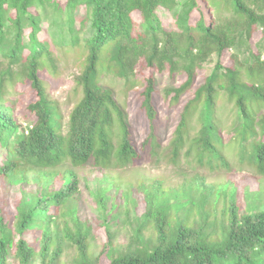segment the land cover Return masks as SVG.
<instances>
[{
	"label": "trees",
	"instance_id": "1",
	"mask_svg": "<svg viewBox=\"0 0 264 264\" xmlns=\"http://www.w3.org/2000/svg\"><path fill=\"white\" fill-rule=\"evenodd\" d=\"M45 5L51 6L46 17L39 10ZM68 11L71 47L82 51L84 68L74 76L81 98L64 131L43 72L60 73L47 23ZM242 35L255 57L251 63L240 58ZM6 39L7 50H0V182L26 180L27 171L36 168L39 185L28 198L23 188L14 192L15 210L0 206V264H264L262 202L260 209L241 212L230 199L217 229L205 209L215 185L199 175L179 187H162L160 180L141 185L143 199L130 200L136 226L126 253L110 255L114 234L104 223L102 247L94 254L92 225L78 215L80 178L73 172L66 180L59 169L126 168L158 154L157 104L165 79L163 95L178 109L170 146L174 159L189 138L200 162L207 157L210 164L217 159L228 166L222 148L233 134H223L227 124L219 123L217 105L225 90L234 109L222 120L231 121L228 129L237 137L230 145L264 175V0H0V47ZM107 72L128 83L131 77L143 82L135 91L147 128L143 137L137 138L127 109L103 82ZM199 75L202 81L195 84ZM19 84L27 96L17 109L8 88ZM18 111L26 118L19 119ZM195 115L200 126L189 137ZM96 180L100 186L90 193L108 210L107 220L118 219L119 202L107 209L113 184L105 175ZM71 244L77 251L64 259Z\"/></svg>",
	"mask_w": 264,
	"mask_h": 264
},
{
	"label": "rangeland",
	"instance_id": "2",
	"mask_svg": "<svg viewBox=\"0 0 264 264\" xmlns=\"http://www.w3.org/2000/svg\"><path fill=\"white\" fill-rule=\"evenodd\" d=\"M39 10L46 17V14L48 15L50 13L48 11L51 10V6L45 5L40 7ZM220 11L225 16L230 15L223 8ZM66 13L62 15L57 12L54 20L47 23L51 38L54 41V55L57 59L60 73L56 76L51 69L43 72V77L47 80L49 95L59 103L63 116L64 131L66 130V122L71 111L81 98V90L76 86L74 76L84 68L82 51L77 48L72 50L71 47L69 23H72V21L68 20L72 16V12L68 11ZM84 35V33L81 34L82 38ZM239 42L241 44L239 46L241 60L246 63L254 61L255 57L252 51L245 45V35L240 37ZM8 46L9 43L6 39L1 45L0 50L4 52ZM262 46L264 47V45ZM181 79L176 80L172 86H177L181 82ZM102 80L104 83L113 87L119 101L127 109L137 138L143 137L146 134L147 128L144 123V116L138 110L139 102L135 92L142 87L143 82L138 77H131V82L128 83L124 79L114 76L112 72L105 73ZM201 81L199 75L195 84L201 83ZM166 84L165 79L160 82L161 93L157 104L159 122L156 131L158 141L160 142L158 154L148 155L136 165L119 169L100 170L94 166L73 168L68 164L59 166L66 180L70 179L73 172L80 178L81 188L76 201V204L79 205L78 215L81 220L88 221L92 225L89 243L90 249L94 254H97L102 247L103 240L99 228L104 223L110 225V229L114 234L113 246L109 252L110 255L112 257H121L126 253V245L130 241L136 226L133 218L134 212L131 210L133 207V203L130 201L131 196L142 200L144 192L141 185L147 186L155 180H160L162 187L165 188L179 187L184 182L193 180L195 175H199L207 184H214V193L210 197L209 202L206 203L205 209L209 213V220L215 221L214 224H218L217 229L223 225L220 219L224 214V206H228L230 199L235 201L241 212L260 209V202H262V206L264 205V175L258 173L248 159H241L239 157L236 148L237 145L234 146L233 143L230 145V141L232 139L235 141L237 137L234 136L233 129H228L231 126V121L226 119L224 122L222 120L223 117L225 118L227 112L230 110L232 112L234 109L233 103L228 99L227 92L225 90L221 91L222 95L217 105L219 110V123L227 124L223 125V134L227 135L230 132L233 134L232 139H224L226 149L222 148V153L229 162L228 166L222 164L217 159H213L210 164L207 157L204 158L203 162H200L193 148H190L189 138H187L186 144L180 149L179 156L176 159L172 157V149L170 146L175 136L174 130L178 123V109L169 98L163 95ZM8 89L10 90V95L17 101V109L24 106L27 96L26 88L19 84L16 87L10 86ZM200 110V116L204 118L206 114L204 107H201ZM17 117L22 120L26 118L23 111H18ZM200 122L197 115L192 118V128L189 137L197 132ZM37 173L38 170L36 168H30L26 173V180L16 178L13 182L5 181L3 183L4 186L0 182V206L4 207L2 211H5V209L15 210L16 204L14 201L17 196L14 192L16 190L23 188L25 196L20 192L18 198H22L23 196L28 198L26 195L34 191L39 185ZM104 175L105 179L113 184L109 193L110 198L108 199L107 209L110 210L116 201L120 203L118 206L119 218L116 220H113L114 218L110 215V219L107 220L108 210L105 212V210L100 208L94 199L95 197L90 193V188L96 189V185L97 187L100 186V183L99 185L97 184L96 178L100 177L103 179ZM225 190H228L225 193L226 199L229 200L228 202L224 200L223 191ZM128 210H131L129 215ZM197 211L195 209L193 212L199 218L201 216ZM2 214L0 212V215ZM45 229L51 230L47 225ZM146 234L150 235L151 231L148 229ZM76 251L77 249L74 244L65 246L63 258L70 259Z\"/></svg>",
	"mask_w": 264,
	"mask_h": 264
}]
</instances>
